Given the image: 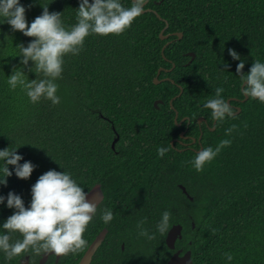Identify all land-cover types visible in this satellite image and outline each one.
I'll return each mask as SVG.
<instances>
[{
    "label": "trees",
    "instance_id": "16d2710c",
    "mask_svg": "<svg viewBox=\"0 0 264 264\" xmlns=\"http://www.w3.org/2000/svg\"><path fill=\"white\" fill-rule=\"evenodd\" d=\"M160 1L147 0V11L123 34L89 35L78 56H65L62 78L55 81L58 105L47 99L34 104L19 87L10 90L7 80L14 68H22L29 80L37 78L21 64L17 47L27 46L33 38L0 23V150L16 149L23 157L20 164L35 165L28 179L18 178L15 166L8 165L13 174L6 185L0 183V196L15 192L30 207L31 189L39 177L49 170L65 171L85 192L98 183L105 192L84 233L88 245L106 227L107 240L117 243L113 248L120 249L125 242L127 249L134 248L131 243L142 247L152 243L151 248L159 249L163 235L157 225L168 211L169 229L183 226L177 246L191 250L194 264H264V103L242 101L236 71L241 61L245 73L255 60L264 63V0ZM132 2L121 0L125 7ZM20 3L29 25L43 13L44 5L49 12L61 13L66 28L77 23L80 0ZM166 26L164 34L183 36L161 39ZM229 49L240 60L233 59ZM160 69L159 79H167L156 84ZM217 87H223V98L241 111L214 124L204 104L215 98ZM156 100L163 102L157 107ZM177 112L178 121L182 117L191 121L189 135L198 137L201 116L208 122L202 123V141L195 149L182 144L180 132L187 125H177ZM232 125L236 130L226 136ZM116 132L120 138L113 150ZM224 139L231 140L230 146L197 172L192 162L201 146L215 149ZM159 147L169 149L163 158ZM3 166L0 160V178ZM105 209L113 212L109 224L101 219ZM15 211L7 207L6 199L0 204V235ZM141 220L155 239L139 235ZM18 239L19 233L12 235L13 242ZM85 250L57 262L52 255L46 264H78ZM172 253L167 246V259ZM225 253L233 256L232 261ZM99 254L97 264H103L104 253ZM41 257L32 255L30 263L38 264ZM23 258L8 260L0 251V264H20Z\"/></svg>",
    "mask_w": 264,
    "mask_h": 264
},
{
    "label": "clouds",
    "instance_id": "9594fccd",
    "mask_svg": "<svg viewBox=\"0 0 264 264\" xmlns=\"http://www.w3.org/2000/svg\"><path fill=\"white\" fill-rule=\"evenodd\" d=\"M146 2L133 0L130 7H125L121 0H80L77 23L69 29L63 25L61 13L49 12L48 5H44L43 13L29 25L26 9L20 0H0V23L6 22L13 31L33 38L27 46L20 44L17 47L20 49L18 56L21 57V64L28 71L35 72L37 78L29 80L22 68H14L7 80L10 90L15 91L19 87L34 104L47 99L53 105H58L60 97L56 94L58 84L55 81L62 78L65 56H78L89 35H121L126 32L145 11ZM229 54L233 59L240 60L234 49H229ZM29 61L33 62L31 66ZM244 67L241 61L236 69L242 82L241 95L264 103V63L255 60L247 73ZM224 91L223 87L215 88V98L204 104L205 108L211 110L212 121L216 124L237 116V109L223 98ZM236 128V125H232L226 129L225 135L230 136ZM230 144L231 140L224 139L215 149L207 147L198 151L192 162L195 170L202 172L204 166ZM168 151L166 147L157 149L161 158ZM22 159L16 149L0 150V160L4 161L0 183L6 185L7 177L13 174L8 165L15 166L18 178L31 177L35 165L30 161L20 164ZM31 192L30 207H25L23 199L15 192H9L6 198L0 196V204L6 199L7 207L16 210L2 225L6 232L0 235V251L6 258L12 260L26 255L64 257L84 251L88 246L84 233L97 212V203L87 199L88 193L83 187L69 173L49 170L39 177ZM113 218L110 209H105L101 216L105 224H109ZM169 221L170 213L165 211L157 225L161 235L168 232ZM143 224V220L137 223L139 235L149 240L155 239V234L149 235ZM16 233L22 239L13 242L12 235ZM224 255L227 261H232L230 253Z\"/></svg>",
    "mask_w": 264,
    "mask_h": 264
},
{
    "label": "flooded vegetation",
    "instance_id": "af4514ba",
    "mask_svg": "<svg viewBox=\"0 0 264 264\" xmlns=\"http://www.w3.org/2000/svg\"><path fill=\"white\" fill-rule=\"evenodd\" d=\"M174 33H169L168 34L169 37L172 36V35H174ZM169 37L167 39H169ZM170 43H171V41H170ZM165 46H167V44ZM163 70H165L167 72V71H171L172 68H170V69H164L163 68ZM163 79L166 80L167 79V76L165 78H163ZM182 93H183V90H181V92L178 95L180 96ZM232 106L234 108H236L237 110L239 108L238 105H232ZM187 118L188 117H182L180 119V121H178V122H182L181 123V126L183 124H185V123L187 125L186 128L183 129L180 132V136H181L182 133H184V137H181V138H183L182 144L186 148L195 149L194 145L195 144H199L202 141V139L201 140L199 139L201 135L203 136V126H202L203 124L202 123L205 122L206 125L208 126V122L206 121L205 118L201 122H198L199 135H198V137H196L194 135L187 134L189 125L191 124V121L189 119H187ZM194 139H195V141H194ZM111 147H112L113 150H115V147L113 148L112 145H111ZM102 189H103V187H102ZM103 191H104V189H103ZM103 229H107V228L104 227ZM108 233L109 232L107 231V234L105 235V238L103 239L101 245L98 247L97 251L95 252V254H94V256H93L92 261H91L90 264H97L98 263L99 257H100V254L99 253H104V257L105 258H101L100 259V261L103 264L104 263L105 264H167V262L169 261V259L172 257V255L177 250H182L181 256H183L188 251V250H184V248L181 247V246L178 247L177 246V242H176L175 248L174 249H171V250H173V253L167 259V233L165 235L161 236L160 239H161L162 242H160L159 249H153V248H151V246H153L152 243L144 244V245H146V247H148V249H146V247H142L140 243H131V246H133L134 248L133 249H127L125 242H122L120 244V249H116V248H113L114 247L113 245H117V243H112V242H110V240H107ZM98 234L95 236V238L93 239V241L97 238ZM91 243L88 245V248L91 245ZM102 245H104L103 248H101ZM100 249H101V251H100ZM86 250H85V252H86ZM57 261H59V260L56 259V262Z\"/></svg>",
    "mask_w": 264,
    "mask_h": 264
},
{
    "label": "water",
    "instance_id": "95a60500",
    "mask_svg": "<svg viewBox=\"0 0 264 264\" xmlns=\"http://www.w3.org/2000/svg\"><path fill=\"white\" fill-rule=\"evenodd\" d=\"M163 0H161L159 3H161ZM147 10H145L144 12H146ZM167 29V26L161 31L160 33V37L161 39H167L169 37L168 34H164V31ZM174 35L178 36V38H181L183 36L182 32H175ZM170 42L167 43V45ZM166 47V46H165ZM164 47V48H165ZM188 55L192 56V59L195 58V53L194 52H190L188 53ZM162 69L159 70L157 76L154 79V82L156 84L162 82L163 79H159V75L161 73ZM179 96V95H178ZM248 99V97H245L242 101H246ZM173 100L174 98L171 100V105L173 107ZM162 102L161 100H156L155 101V105L158 106V103ZM241 111V108H238V112ZM204 118L200 117L199 118V122H201ZM185 120V119H184ZM175 121L177 122L178 126H181L182 122H178V112L176 113V117H175ZM215 124V122H214ZM212 130L215 129V126L211 128ZM181 137H184V133L181 134ZM120 135L118 132H116V136L113 139L112 142V146L113 148L115 147L117 141L119 140ZM200 140L202 139V135L199 138ZM195 141V139H194ZM203 149V146H201L200 150ZM199 150V151H200ZM180 187L182 188L183 192L185 194H187V196L193 200V197L188 193L187 189L185 188V186L180 185ZM86 193H88L87 199L90 200L91 202H95L97 203V208L99 207V205L103 202V200L105 199V193L102 189L101 184H95V186H93L89 191H87ZM194 224V223H193ZM107 229H103L101 230V232L98 234L97 238L91 243V245L89 246V248L86 250V252L84 253V255L82 256L81 260L79 261L78 264H90L92 261V258L95 254V252L97 251L98 247L101 245L103 239L105 238V235L107 234ZM183 226L181 224H174L168 231L167 233V246L170 249H174L176 246V242L179 239H182L183 237ZM181 252L182 250H177L172 257L169 259V261L167 262V264H194L193 260H192V252L191 250H188L183 256H181ZM52 255H44L41 257L40 261L38 264H46L49 260V258ZM55 256V255H54ZM61 257H56L57 260H59ZM20 264H31L30 263V256H25V258H23L20 261Z\"/></svg>",
    "mask_w": 264,
    "mask_h": 264
}]
</instances>
